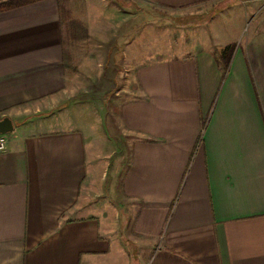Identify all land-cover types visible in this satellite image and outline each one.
Here are the masks:
<instances>
[{"label":"crops","instance_id":"crops-1","mask_svg":"<svg viewBox=\"0 0 264 264\" xmlns=\"http://www.w3.org/2000/svg\"><path fill=\"white\" fill-rule=\"evenodd\" d=\"M5 1L0 120L14 130L0 151V264H126L125 242L146 251L144 264H264V4L227 0L154 60L131 42L115 119L131 141L111 191L127 204L121 216L104 190L112 141L102 109L72 102L91 63L65 46L61 20L66 3L89 38L104 30L92 26L96 10L114 18L120 7ZM145 1L178 10L220 0Z\"/></svg>","mask_w":264,"mask_h":264},{"label":"rangeland","instance_id":"rangeland-1","mask_svg":"<svg viewBox=\"0 0 264 264\" xmlns=\"http://www.w3.org/2000/svg\"><path fill=\"white\" fill-rule=\"evenodd\" d=\"M113 1L120 7L118 15L110 18L106 16L107 11L103 7L97 9L100 17L92 20V26L104 30L94 31L96 33L92 37L86 36L84 33L86 28L80 21L73 19L70 12V15L67 14L66 3L64 7L67 10L62 8L61 20L65 46L76 53L77 60L79 58L91 60L86 59V63H91L90 66H81V70L77 71L78 90L72 102L82 105L91 103L90 105H94L96 109H102L103 123L112 141L111 147L107 149V153L111 151L112 153L108 159L104 190L109 200L119 203L114 204L120 206L122 212L127 204L116 198L112 189L119 187L120 178L129 159L131 141L123 134L115 119L117 106L121 100L127 99L125 94L117 95V92L124 89L125 85L127 86V74L130 72L131 61L126 57L136 56V50L134 52L129 48L131 42L138 44L142 62L154 60L157 57L156 52L163 51L164 47L173 44L174 41H181L182 33L186 36L187 33L194 36L197 28L205 26L213 16L224 11L230 4L227 0H220L178 10H168L145 0ZM258 2L264 4V0H258ZM112 21L115 24L112 25ZM117 23H123L122 27L120 24L118 28ZM122 37L125 39L123 40ZM124 42L126 45L123 61L121 47ZM171 51L169 50V54ZM161 55L159 57L164 58L165 55ZM38 116L42 114L30 117L35 119ZM125 249L128 255L126 264H144L146 251H139L131 242H125Z\"/></svg>","mask_w":264,"mask_h":264},{"label":"trees","instance_id":"trees-1","mask_svg":"<svg viewBox=\"0 0 264 264\" xmlns=\"http://www.w3.org/2000/svg\"><path fill=\"white\" fill-rule=\"evenodd\" d=\"M37 1H40V0H7L2 4L3 5L2 7L3 8H14L16 6H21L27 3H32V2H37ZM61 8H63L62 5H61ZM61 13H63L62 10H61ZM232 51H233V46H228L222 49L220 53L221 63L224 68L228 66L229 58L232 55Z\"/></svg>","mask_w":264,"mask_h":264},{"label":"water","instance_id":"water-1","mask_svg":"<svg viewBox=\"0 0 264 264\" xmlns=\"http://www.w3.org/2000/svg\"><path fill=\"white\" fill-rule=\"evenodd\" d=\"M14 127L12 121L4 117L0 120V135H6L13 132Z\"/></svg>","mask_w":264,"mask_h":264},{"label":"built area","instance_id":"built-area-1","mask_svg":"<svg viewBox=\"0 0 264 264\" xmlns=\"http://www.w3.org/2000/svg\"><path fill=\"white\" fill-rule=\"evenodd\" d=\"M6 149V137L5 135H0V151Z\"/></svg>","mask_w":264,"mask_h":264}]
</instances>
